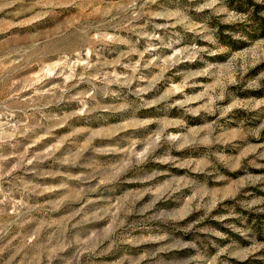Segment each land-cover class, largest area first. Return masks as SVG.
I'll return each instance as SVG.
<instances>
[{"label": "rangeland", "instance_id": "rangeland-1", "mask_svg": "<svg viewBox=\"0 0 264 264\" xmlns=\"http://www.w3.org/2000/svg\"><path fill=\"white\" fill-rule=\"evenodd\" d=\"M264 0H0V264H264Z\"/></svg>", "mask_w": 264, "mask_h": 264}, {"label": "trees", "instance_id": "trees-1", "mask_svg": "<svg viewBox=\"0 0 264 264\" xmlns=\"http://www.w3.org/2000/svg\"><path fill=\"white\" fill-rule=\"evenodd\" d=\"M261 28H262V30H264V27L263 26H261Z\"/></svg>", "mask_w": 264, "mask_h": 264}]
</instances>
